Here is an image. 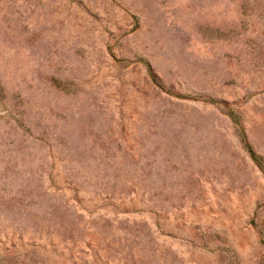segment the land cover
Returning a JSON list of instances; mask_svg holds the SVG:
<instances>
[{
  "label": "rangeland",
  "instance_id": "374dc122",
  "mask_svg": "<svg viewBox=\"0 0 264 264\" xmlns=\"http://www.w3.org/2000/svg\"><path fill=\"white\" fill-rule=\"evenodd\" d=\"M0 264H264V0H0Z\"/></svg>",
  "mask_w": 264,
  "mask_h": 264
}]
</instances>
